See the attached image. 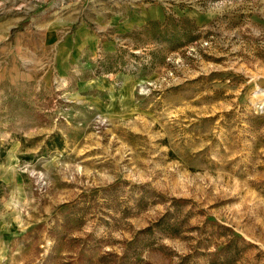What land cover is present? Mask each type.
Segmentation results:
<instances>
[{
  "label": "rangeland",
  "instance_id": "1",
  "mask_svg": "<svg viewBox=\"0 0 264 264\" xmlns=\"http://www.w3.org/2000/svg\"><path fill=\"white\" fill-rule=\"evenodd\" d=\"M63 1L0 0V264H264V0Z\"/></svg>",
  "mask_w": 264,
  "mask_h": 264
},
{
  "label": "crops",
  "instance_id": "2",
  "mask_svg": "<svg viewBox=\"0 0 264 264\" xmlns=\"http://www.w3.org/2000/svg\"><path fill=\"white\" fill-rule=\"evenodd\" d=\"M79 1H81V0H65V1H63V3H64L63 7H66V9H67V11H66L67 14H65V16H63V19H64V21H66L65 22L66 24H72V23L75 24V22H77L76 21L77 20V15H75V14L77 12V8L80 7L79 4H78ZM80 3H82V2H80ZM68 17H70V18H68ZM82 26L80 25L79 28L80 29L85 28L84 26L83 27ZM77 28H78V26H77ZM48 41H53V40H48ZM70 52L73 53L74 51L72 49H69V52H67V53H70ZM66 69L67 68L65 67V68L61 69V71H58V72L59 73H64L66 71Z\"/></svg>",
  "mask_w": 264,
  "mask_h": 264
},
{
  "label": "trees",
  "instance_id": "3",
  "mask_svg": "<svg viewBox=\"0 0 264 264\" xmlns=\"http://www.w3.org/2000/svg\"><path fill=\"white\" fill-rule=\"evenodd\" d=\"M2 181L0 180V192L2 189ZM149 230V227H146V230ZM76 264H86L87 261H91V256L86 254L83 250H80L78 254L75 255Z\"/></svg>",
  "mask_w": 264,
  "mask_h": 264
}]
</instances>
